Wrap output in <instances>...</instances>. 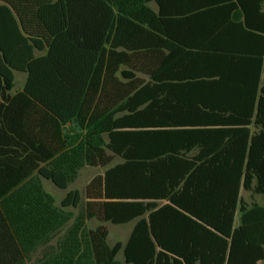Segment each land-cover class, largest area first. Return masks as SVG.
Returning <instances> with one entry per match:
<instances>
[{"label":"trees","instance_id":"1","mask_svg":"<svg viewBox=\"0 0 264 264\" xmlns=\"http://www.w3.org/2000/svg\"><path fill=\"white\" fill-rule=\"evenodd\" d=\"M0 2V142L28 165L0 182V264L48 246L36 264H264V204L242 196L264 202V0L222 8L214 55L188 51L207 38L179 31L210 27L172 20L176 0ZM85 167L106 170L83 207L40 179L67 190ZM132 221L110 245L104 224Z\"/></svg>","mask_w":264,"mask_h":264},{"label":"crops","instance_id":"2","mask_svg":"<svg viewBox=\"0 0 264 264\" xmlns=\"http://www.w3.org/2000/svg\"><path fill=\"white\" fill-rule=\"evenodd\" d=\"M176 2H177V8L179 10L176 13L174 12L171 13L172 20L175 19L181 22H187V23L189 22L190 24H195L201 21H205L206 23L209 24V27H210L208 30L197 31L196 29H192L191 28L192 26H190L189 29L179 31L178 33L179 36H185V37L195 36V37H206L207 38V40L202 44V46H200L199 48H194L193 50L192 48H189L188 51L192 53H209L210 55H214V38L219 36L222 30L228 24L233 23L234 10L230 12L228 17H225V15H220L222 8H225L227 3L235 4V0L231 2H220V1L214 2V0H176ZM0 4L2 3L0 2ZM221 18H222V21H225V24L220 29L214 30V21H219ZM18 76H24V82H23L22 87L21 86L19 88L14 87L12 96L22 91L26 78H27L25 74L16 73L15 75L16 82H17ZM2 101H3V97L0 95V103H3ZM7 105L8 104H6V106ZM1 112L2 113L0 114V117H2L4 111H1ZM2 128H3V125L0 124V135H1V139L3 140L4 136L7 137L10 135L6 129H4L3 131ZM22 145L25 146L24 144ZM20 148H21V143L19 142H13V141H11L10 143L0 142V149L15 151V152H10V153L7 152V154L0 156V182L1 181H17L19 179L21 180V177H24L27 174V171H28V165L26 164L27 153L20 152L19 150ZM42 166L43 164L40 163V168H42ZM86 168H90V167H85L81 171H83ZM80 173H79V177H80ZM37 175H38V172L37 171L34 172V176H37ZM40 179L43 185L45 181L52 183L50 180H47L43 178L42 176H40ZM53 186L56 187L54 184ZM72 186L73 184L67 190H63V191H65L68 194V192L72 190L71 189ZM49 187H52V186L49 185ZM49 187L47 191L44 185V188L48 193H50L49 191H51ZM136 222L137 221L131 222L132 224L131 233L135 228ZM238 225H239V221L238 222L236 221V226ZM185 241L186 240L183 239V241L181 242L184 243ZM188 243L190 245L203 244V243H208V240L200 237L199 239H192L188 241Z\"/></svg>","mask_w":264,"mask_h":264},{"label":"rangeland","instance_id":"3","mask_svg":"<svg viewBox=\"0 0 264 264\" xmlns=\"http://www.w3.org/2000/svg\"><path fill=\"white\" fill-rule=\"evenodd\" d=\"M23 82H24V76H18L15 87L16 88H19L20 86L22 87ZM119 162H121V160L119 158H116L114 163L112 164V166L119 163ZM105 170L106 169H104V168H91L90 167V168H86L83 171H81L80 177L76 180V182L73 184V186L71 188L72 190H79L82 193L83 201H82L81 207H83L84 203H85V189H86L87 185L89 184V182H91L93 180V178L95 176H97L99 174H103ZM44 185H45V188L47 191H48L49 185H51L55 189L54 190L52 187H49V189L51 190L49 192L56 197L58 204H60L61 201L65 198L67 193L63 190H60V189L54 187L53 184L50 182L45 181ZM242 196L244 197V199L249 204H251L252 202L264 204L263 199L260 196L252 195L249 192L243 191ZM72 211H74L75 214L79 213V209H72ZM238 219H239V216L237 218V222L239 221ZM101 224L102 223L98 222L97 220H93V221L89 222V226L92 228H96L97 226H99ZM104 225L108 228V230L110 232L108 242L112 246L117 242L125 243L127 241V239L129 238L131 230H132V224L131 223L122 224V225H113L111 223H106ZM57 240H58V238L53 240V242L51 243L50 246H55V244L57 243ZM47 249H49V246L44 247L41 250H39L37 253L33 254L32 257L28 260L27 264H36L38 262V260L43 257V254H44L45 250H47ZM118 259L122 260V261L124 260L123 252H121L118 255Z\"/></svg>","mask_w":264,"mask_h":264}]
</instances>
